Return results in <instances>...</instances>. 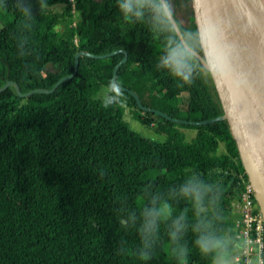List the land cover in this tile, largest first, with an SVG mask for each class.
<instances>
[{
	"label": "trees",
	"instance_id": "16d2710c",
	"mask_svg": "<svg viewBox=\"0 0 264 264\" xmlns=\"http://www.w3.org/2000/svg\"><path fill=\"white\" fill-rule=\"evenodd\" d=\"M47 2L30 27L21 25L14 0H0L6 3L0 10L12 16L0 28V87L14 81L22 93L51 89L73 72L77 52L121 51L104 58L81 54L76 73L51 92L19 96L14 85L0 91V264H180L164 225L152 258L141 259L138 232L121 226L120 209L139 211L147 186L166 192L193 172L219 184L218 226L233 236L231 208L244 168L228 121L178 123L143 110L122 88L121 105L104 108L103 97H95L99 87L108 89L126 52L114 81L133 90L142 105L173 118H213L223 108L206 68L191 84L158 68L162 40L147 23L126 22L119 0ZM59 3L62 12L49 10ZM174 4L177 18L193 30L185 0ZM36 7L33 0L34 12ZM125 106L143 126L156 123L166 139L134 130L124 119ZM176 125L195 128L193 139L186 141L180 130L170 135ZM174 207L178 214L191 206L181 200ZM188 216L194 219L191 211ZM195 238L189 230L187 264H209Z\"/></svg>",
	"mask_w": 264,
	"mask_h": 264
},
{
	"label": "clouds",
	"instance_id": "9594fccd",
	"mask_svg": "<svg viewBox=\"0 0 264 264\" xmlns=\"http://www.w3.org/2000/svg\"><path fill=\"white\" fill-rule=\"evenodd\" d=\"M14 3L23 14L21 25L30 27L34 16L48 8L47 0H35L36 12L33 11V0H14ZM0 7H6V3ZM118 7L126 22L147 23L154 35L162 40V54L157 67L166 69L183 84H191L200 70H211L213 57L226 43L224 34L219 31L209 33L203 24L198 25L195 31L185 28L177 18L174 0H119ZM121 97L119 84L111 82L103 97V107L121 105ZM221 196L218 183L207 182L195 172L178 186H170L166 192L149 185L143 192L145 203L139 211L127 207L120 209L121 226L125 231L134 228L138 232L140 245L136 254L143 260L154 255L161 241L160 228L164 225L171 252L180 264H187L189 248L185 237L189 230L195 234L194 244L200 255L208 259L209 264H264V254L249 257V252L238 249L218 226L222 219ZM181 200L191 207H185L177 214L174 205ZM189 211L193 220H189ZM119 243V250L124 252V243Z\"/></svg>",
	"mask_w": 264,
	"mask_h": 264
},
{
	"label": "water",
	"instance_id": "95a60500",
	"mask_svg": "<svg viewBox=\"0 0 264 264\" xmlns=\"http://www.w3.org/2000/svg\"><path fill=\"white\" fill-rule=\"evenodd\" d=\"M185 2L193 31L198 25L203 24L209 33L219 31L226 37L222 51L212 59L211 70L206 68L223 113L213 118L196 121L173 118L157 108L142 105L139 96L133 90L120 88L128 90L143 110L152 111L178 123L201 125L227 120L242 166L255 189L256 199L264 214V33H259L260 40L257 45H253L243 35L229 0H185ZM119 51L121 50L101 55L87 51L77 52L73 72L58 79L51 89L35 88L22 93L16 82L8 81L0 87V91L10 85L16 87L19 96H28L37 91H54L61 81L71 78L76 73L81 54L104 58ZM126 58L125 52L122 61L114 67L112 82L115 80L117 68Z\"/></svg>",
	"mask_w": 264,
	"mask_h": 264
},
{
	"label": "built area",
	"instance_id": "2783aa9c",
	"mask_svg": "<svg viewBox=\"0 0 264 264\" xmlns=\"http://www.w3.org/2000/svg\"><path fill=\"white\" fill-rule=\"evenodd\" d=\"M75 42H78L77 38H75ZM239 176L242 188L231 208V216L236 228L230 238L238 246V249L249 252V257L254 258L257 253L264 254V214L260 209L255 189L248 175L244 171ZM237 258L240 257L237 256Z\"/></svg>",
	"mask_w": 264,
	"mask_h": 264
},
{
	"label": "rangeland",
	"instance_id": "374dc122",
	"mask_svg": "<svg viewBox=\"0 0 264 264\" xmlns=\"http://www.w3.org/2000/svg\"><path fill=\"white\" fill-rule=\"evenodd\" d=\"M243 4L246 5V7H253L254 5L257 6L256 0H242ZM264 2V0H263ZM64 9V5L59 3V4H55L53 6H51L49 8L50 11L52 12H62ZM12 19V16L10 15H5L2 10H0V28H2L5 23L9 20ZM59 29H61V26H58ZM98 37L100 39H103V36L101 34H98ZM78 43L79 45L80 40L78 39ZM108 91V89L106 87H99L95 97L99 98V97H104L105 93ZM133 108L130 107H126L125 106V110H124V119L126 121H128V123L130 124V126L138 131L139 133H141L142 135H144L147 138L150 139H156V140H160L163 141L166 139V135L165 134H160L157 130H156V123L154 125H151L149 127H145L143 126L139 121H137L134 116H133V112H132ZM175 130H180L184 133L185 135V139L186 141H191L196 133V129L195 128H190V127H182V126H174L172 130H170V135H172L174 133ZM222 150V148H221Z\"/></svg>",
	"mask_w": 264,
	"mask_h": 264
},
{
	"label": "bare ground",
	"instance_id": "6f19581e",
	"mask_svg": "<svg viewBox=\"0 0 264 264\" xmlns=\"http://www.w3.org/2000/svg\"><path fill=\"white\" fill-rule=\"evenodd\" d=\"M237 16L243 35L253 44L257 45L259 33H264V2L256 0L257 6L246 7L242 0H229Z\"/></svg>",
	"mask_w": 264,
	"mask_h": 264
},
{
	"label": "flooded vegetation",
	"instance_id": "af4514ba",
	"mask_svg": "<svg viewBox=\"0 0 264 264\" xmlns=\"http://www.w3.org/2000/svg\"><path fill=\"white\" fill-rule=\"evenodd\" d=\"M155 123H152V125H154Z\"/></svg>",
	"mask_w": 264,
	"mask_h": 264
}]
</instances>
